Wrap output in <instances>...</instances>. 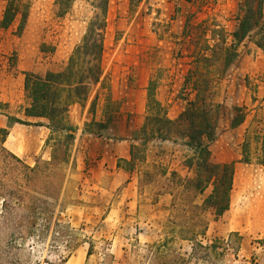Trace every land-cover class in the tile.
I'll list each match as a JSON object with an SVG mask.
<instances>
[{"label":"rangeland","instance_id":"1","mask_svg":"<svg viewBox=\"0 0 264 264\" xmlns=\"http://www.w3.org/2000/svg\"><path fill=\"white\" fill-rule=\"evenodd\" d=\"M22 1L29 4L23 30L18 20L0 30V127L9 126L0 147V264H264V0H211L206 6L186 0H108L103 66L116 112L109 127L96 135L85 131V122L92 118L89 109L97 91L95 118H102L107 90L96 87L84 109L74 107L70 118L78 130L68 161L60 164L51 159V144H45L47 127L23 124L22 131L13 132L15 120L26 119L23 73L63 68L95 8L74 0L68 13L58 17L54 0ZM5 3L0 0V17ZM259 5L262 14L251 20L215 95L211 159L235 162L230 208L215 220L197 208L201 196L186 200L179 191L173 196L163 191L154 180L142 184L137 170H127L121 160L129 158L131 132L143 122L151 77L158 81L156 97L168 105L170 116L185 106L179 98L187 68L181 37L185 18H214L233 32L237 18L247 9L257 12ZM42 44L55 51H40ZM235 106L243 107L246 117L232 127ZM244 144L250 163L240 161ZM162 147L168 152L164 161L171 159V167L180 169L179 148ZM149 149H155L153 144ZM172 149H177L176 158L169 154ZM153 159L149 154L148 162ZM3 198L13 208L11 219L3 213ZM40 200L54 211L52 228L55 221L67 225L63 240L54 241L52 231L42 240L29 232L26 214ZM31 221L37 228L43 223ZM205 221L206 238L198 239H224L219 254H192L193 242L178 235L179 229H197Z\"/></svg>","mask_w":264,"mask_h":264},{"label":"trees","instance_id":"2","mask_svg":"<svg viewBox=\"0 0 264 264\" xmlns=\"http://www.w3.org/2000/svg\"><path fill=\"white\" fill-rule=\"evenodd\" d=\"M86 1L95 8L94 14L64 67L43 73H23V91L26 99L23 115L26 119L15 121L47 127L50 131L45 144H51V159L58 161V164L68 161L70 147L78 130V126L70 118V113L76 106L84 109L96 87L99 90H107L102 118L99 121L95 118L100 99V92L97 91L89 109L92 118L85 122V131L101 135L112 123L113 114L116 112L103 66L108 0ZM186 1L196 3L197 6H206L211 0ZM73 2L74 0H54L56 15L64 17ZM261 6L259 5L257 12L247 9L243 17H238V28L233 32H228L214 18H185L181 37L186 44L187 68L179 92V98L185 101V106L176 116H170L168 105L156 97L158 81L151 77L146 87L147 101L143 122L131 132L129 158L121 160L125 162L127 170H137L138 179L142 184L154 180L163 191L166 190L172 196L174 190L179 191L186 200L194 195L201 196L197 208L202 213L210 212L215 220L221 218L230 208L235 173V162L215 163L211 159L210 142L215 134L218 112L215 95L227 66L239 53L238 46L247 36L251 20L262 14ZM28 13V3L22 0H6L0 17V30L9 29L18 20V29L22 31ZM40 51L53 53L55 48L42 44ZM233 110L231 126L236 127L244 122L246 113L243 107L239 106L233 107ZM8 127H0V147L9 135ZM163 143H170L179 148L180 169L171 167V159L164 161L168 152L162 147ZM150 144H153L154 150L149 149ZM176 150L169 152L173 158H176ZM149 154L154 158L151 162H148ZM240 161L251 162L250 150L245 144ZM149 165L151 169H148ZM39 203L26 214L29 232L42 240L52 231L54 241L63 240L68 232L67 225L55 221L52 228L54 211L48 201L40 200ZM2 209L8 219H11L13 208L5 198L2 201ZM33 218L43 221L40 227L32 225ZM208 225V221H205L201 222L197 229L192 225L179 229L180 237L193 242L192 254L208 255L212 250L219 254L217 248L224 239L214 238L203 242ZM198 236L203 239H198ZM75 239L73 235V243ZM64 242L67 245L73 244L66 239ZM6 264L14 263L6 261ZM252 264L257 263L253 260Z\"/></svg>","mask_w":264,"mask_h":264},{"label":"crops","instance_id":"3","mask_svg":"<svg viewBox=\"0 0 264 264\" xmlns=\"http://www.w3.org/2000/svg\"><path fill=\"white\" fill-rule=\"evenodd\" d=\"M15 125H17V126H16V128L14 129V131H13V132H20V131H22V130H23V129H22V127H23V124L16 123ZM24 137H26V138H27V136H26V134H25V133H24ZM18 150H19V151H21V148H20V147H18ZM230 205H231V203H230ZM228 210H229V209H228ZM228 210H227V211H228ZM227 211H226V212H227ZM226 212H225V213H226ZM225 213H224V214H225Z\"/></svg>","mask_w":264,"mask_h":264}]
</instances>
